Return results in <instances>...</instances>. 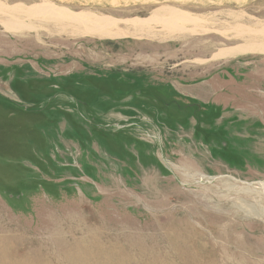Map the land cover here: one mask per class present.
Segmentation results:
<instances>
[{"label":"rangeland","instance_id":"1","mask_svg":"<svg viewBox=\"0 0 264 264\" xmlns=\"http://www.w3.org/2000/svg\"><path fill=\"white\" fill-rule=\"evenodd\" d=\"M1 2L191 20L110 40L0 15V264H264V54L214 58L264 0Z\"/></svg>","mask_w":264,"mask_h":264},{"label":"bare ground","instance_id":"2","mask_svg":"<svg viewBox=\"0 0 264 264\" xmlns=\"http://www.w3.org/2000/svg\"><path fill=\"white\" fill-rule=\"evenodd\" d=\"M2 4H0V15H4L6 18L8 15L10 16L6 21H3L2 24L7 31L12 33L21 31L26 27L28 29L33 28L32 26H27V23L25 24L20 21L22 18L18 19V15H25L28 19L40 18L43 19V21L45 20L46 23L51 22L53 23L52 27L57 31L59 29V33L60 31L66 32V29H72L76 31L72 33L74 35L82 33L84 35L110 40L127 37H150L151 34H154L152 30L157 25H161L165 31H171V29L177 28L181 22H188L191 20L188 13L171 6H163L155 10L151 16L145 19L133 18L120 20L112 16L99 15L93 12L84 11L75 13L68 9L54 7L52 6L53 4L49 5L51 3L24 8L23 6L8 7V5L4 6V4ZM248 23L249 22H247V24ZM122 24L123 28L120 26ZM168 36H170V34H168ZM240 36H247L244 44L220 50L214 58H230L239 55L246 56L247 54H264V24L261 27L256 26L254 29L239 27V31L235 34V38L237 39ZM187 165L192 167L191 163H187ZM187 165L181 167V169L185 172L187 180H191L196 172L188 168ZM261 186L264 191V184H261Z\"/></svg>","mask_w":264,"mask_h":264}]
</instances>
